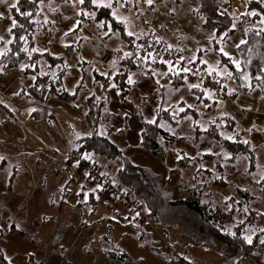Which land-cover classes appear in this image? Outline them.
Here are the masks:
<instances>
[{
	"label": "rangeland",
	"instance_id": "rangeland-1",
	"mask_svg": "<svg viewBox=\"0 0 264 264\" xmlns=\"http://www.w3.org/2000/svg\"><path fill=\"white\" fill-rule=\"evenodd\" d=\"M219 1L153 0L151 4H148L146 0H102V3L111 4V7L104 8L109 9L110 14L116 19V22L121 23L123 29L114 27L110 19H99L95 10L84 8L79 3V0H48L47 2L39 3V8L42 17L45 19H50L51 17H53L51 19L59 17L58 20L65 19V17L71 19L75 16L79 18L80 14H83L82 20L79 19L82 25L78 31H81L80 34H84V36L86 30L89 33H95L96 30L103 31L105 35L101 37L99 42L101 47L112 52L114 62L127 58L126 53L133 54L135 59H137L143 50L144 55H148L150 61L166 63V68L149 64V62H145L146 57L144 56L145 60L143 58L140 60L139 68L129 73L128 85L125 86L124 91L117 88L114 83H110L108 86V95L103 104L104 113L99 116L96 113L93 117L90 116L92 118L86 125L89 126V129L93 127L99 135L106 136L121 151L123 160H119L118 164L109 162L112 168L116 165H122L125 160L159 177L162 187H164L168 171L176 166V161L182 153L191 156L198 155L199 153L212 154L213 159L221 165L222 171L220 173H216L214 170L215 161L205 159L198 162L193 161L192 165L183 171V176L191 184L193 170L197 169L198 166L208 168L212 175L206 176L208 182L206 183L207 187L203 191L204 199H207V193L211 191L212 197L220 203L221 207L223 201L229 199L228 197L237 196L235 198L236 200L231 201L232 203H228L225 206L226 209H229L230 206L234 209L237 208V205L233 204V202H239L240 206L249 210L258 211L259 214L261 213L260 215L263 218L261 216L260 218L258 217L254 221L253 226L247 229V235L249 237L254 231L264 229V107H261L260 101L256 107L246 106L239 99L240 96H249L247 94L256 88L261 93V96H263V88L260 84H255L253 88L248 89L251 81L250 75L239 74L238 76H234L233 71L222 63L220 66L211 65L207 68L216 70L218 76L222 74V71H226L225 69L222 70L223 67L227 69L229 76L225 77V83L227 85L225 91L221 90L217 85L212 84V81L209 82L210 84L204 85L200 78L202 75L201 72L192 70V68L183 62V55L179 51V48H176V46L169 47V45H186V42L189 45L198 47L199 42L197 39L199 38L201 43L210 46V48L208 47L205 50H209V52L215 51L223 55L227 53L228 55L224 56L230 58V62H240V66H242L247 55H251L250 45L246 44L248 32L251 28L258 30L262 28L264 15L255 24L250 20L246 21L243 19L246 13L234 9L233 6L226 3L227 0H222L224 4L223 8L221 6L222 2L219 3ZM238 1L244 3L247 8L251 0ZM15 2L16 0L0 2V36L2 34L9 35V29L8 31L6 29L3 33L1 26L4 23L7 24L9 21L10 28L11 18L9 9ZM157 3L165 7L167 12L165 16L160 14L161 11L158 9L159 5ZM188 12L193 14V16H186ZM169 14H172L173 17L169 18ZM179 17L183 23L184 21L186 22L188 28H182L181 25L177 27L173 25ZM162 22H165L167 26L162 24ZM166 27L178 31L179 38H173L170 33L172 31L165 29ZM128 32H132L133 35L129 36L127 34ZM163 32L167 34V37L163 35ZM124 35L130 38L126 39ZM93 39L97 41V38ZM79 40L77 39L76 41L78 42ZM241 41L245 43H241ZM159 43H162L164 48L160 47ZM146 48L150 49L148 50ZM159 48L162 49L163 53H159ZM200 53L202 55V52ZM76 54L80 61L85 60L95 69L103 67L100 63L86 60L83 50L76 51ZM164 54H169L172 59L167 60ZM107 55L109 56L108 53ZM253 58L251 57V61ZM171 61L176 65L189 69L193 77L185 80V84L179 87H173L167 78V72L175 67V64L169 63ZM112 62L107 66L109 69L114 66ZM241 68L237 67V70H241ZM237 77L238 79L241 78V81L237 82ZM129 78H131V83L129 82ZM191 85H198V87H196L197 89H193L194 87H191ZM228 85L234 87L232 93ZM220 92L222 94H217ZM228 95H233V97L231 96L230 98ZM199 98L201 99L198 100ZM204 99H207V101ZM0 102L2 103L0 104V110L3 112V115L11 119V122L16 125L7 123L8 126H4L5 130H0V140L12 138L14 139L13 147L18 148L21 143L18 139L21 138L22 128L18 125L20 123L10 114H15L17 116L16 118H19L18 107L15 106L16 104L13 101L5 100L2 96H0ZM4 105L6 110L4 109ZM86 108L87 110L85 112H89L88 105ZM167 108H170L171 113L176 116H182L180 113L185 108H194L199 112V118L196 120L194 115L188 114L179 118L177 123H161V127L175 137V141L168 145L165 156L161 159L141 148L140 134L143 129V121H153L158 110ZM55 113H59L61 117L56 115L53 120L48 121L50 131H54L59 138L67 141L66 143L76 150L74 153H80L82 157H87L88 159L89 153L78 150V143L76 141L83 134V122L85 123V121H80L75 117H69L58 109H55ZM224 116L233 119L232 121L235 122L234 130L227 131L221 128L222 131L218 133L221 137L230 139L231 141L240 140L248 143L249 148L255 156L253 167H250V161L244 154H239L231 162L226 161L225 159L231 156V152L229 150L226 151L215 138H210L205 132H198L197 128L199 127H195L196 124V126L206 129L209 122H214ZM23 133L25 135V132ZM8 147V145L3 148L0 146V150L9 149ZM42 153V155H38L39 161L32 162L25 159L23 164L28 167L30 176L32 177L30 185L42 191L39 195V192L35 190L33 195L35 197L40 196L43 199L49 196L53 190H56L57 185L64 179L65 175L63 174V160L62 162L59 160L55 163L47 162L45 160L46 157L43 155L52 154L48 152V154L46 152ZM69 155L66 158L72 160L69 158ZM9 158L10 156L5 160L0 157V189L6 185L7 179L11 174L15 176L20 171V165L22 163ZM105 161L106 159L102 156H98L95 160L98 165L103 167L104 175H106L103 165ZM72 162L75 164V161ZM70 169L71 175L76 179L72 183H66L67 194L71 204L73 203L74 205L77 201L89 202V198L91 197L89 192L84 191L80 195V186L76 183L78 181L86 182V180L80 176L73 166ZM76 169L80 170L77 167ZM59 171H62V174L57 177L56 174ZM109 172V179L115 182L114 171ZM217 177L221 178V181L225 184L222 185L214 182V180H218ZM88 181L92 183L89 186L96 187L94 181L90 179ZM26 182H24L25 186L27 185ZM237 188L246 190L248 192L246 195L251 197L248 200H244L242 196L236 194ZM55 197V199H58L59 196L56 195ZM37 201L38 199L34 202L32 200V204L28 202L21 205L22 211H25L27 208V218L36 213L38 214L39 203ZM85 204L88 207L86 210L90 209L91 204ZM169 208L166 210L167 215L157 218V224L160 223L162 226H157L156 223L149 219L150 223L140 221L136 223V227H134V223V226L129 228V233H123L118 226L113 225L112 218H114V215L106 212L103 214L107 216L102 217L98 216L102 212H97L98 214H94V219L92 220V224L95 225L96 229L95 235L96 237L102 235L101 230L112 235L114 242L121 244L120 246L124 248L128 255L126 264H183L180 261L181 258L179 259V256L182 255L181 247L174 245V242L176 244L180 241L178 238L179 231L181 230L177 224L169 221L173 218L183 219L188 217L184 212V208ZM100 210H103V208ZM241 210L243 209H239L234 216L240 221L245 219L244 210L243 212ZM130 216L132 219L134 218L132 215ZM248 218L250 219V215ZM178 225L183 226L182 223H178ZM23 226L19 225L20 228L25 229V226ZM163 229L164 231L169 229L171 240H168L162 234ZM228 230L232 231L229 228ZM189 237L192 238L191 236ZM193 241L199 244L195 239ZM38 242L34 241L33 244L38 245ZM199 246L204 249L200 244ZM185 248L187 247L185 246ZM209 251H213L216 255L221 256L214 250ZM257 252L253 251L249 253V258L257 264H260V257L256 255ZM183 258L186 257L183 256ZM195 263L203 264L199 262ZM0 264H3L1 258Z\"/></svg>",
	"mask_w": 264,
	"mask_h": 264
},
{
	"label": "crops",
	"instance_id": "crops-1",
	"mask_svg": "<svg viewBox=\"0 0 264 264\" xmlns=\"http://www.w3.org/2000/svg\"><path fill=\"white\" fill-rule=\"evenodd\" d=\"M221 2L223 8V1L220 0L219 3ZM226 3H229L230 6H233L236 10L243 11L244 13L247 12L244 3L238 0H227ZM157 4L159 5L158 9L161 11L160 14L165 16L167 13L165 7L160 3ZM186 16H193V14L188 12ZM170 17H173V15L169 14V18ZM51 18H43L42 26L34 36L35 49L39 53L47 52L54 56L64 57L68 66V72L62 79L63 88L69 93L74 92L77 87L80 89L75 101L68 103L49 97L47 86H42L38 89L34 88V76L22 75V70L26 66L25 61L21 62L17 67L7 69L3 73L0 72V96L16 104L15 106L18 107L19 110V118H16L17 116L15 114H10L21 124L17 123L22 128L20 134L21 138L18 139L21 143L18 148L13 147L14 139L12 138L0 140L1 148L7 145L9 146V149L0 150V157L6 160L10 156L9 159H14V161L22 163L20 165V171L17 172L15 176L11 174L7 179L6 185L4 187L1 186L3 188L0 189L1 260L3 264H111L110 260L107 258L106 252L114 248L125 250L120 246L121 244L114 242L112 235L105 233L103 230H101L102 235L99 234L100 236L96 237L95 225L92 224L94 214L102 212L98 214V216L106 217L107 215L103 213L107 212L114 215V218H112L113 225L118 226L123 233H129V228L132 227L129 224L131 223L130 220H132L130 213L125 208L116 210L102 206L99 207L96 203L94 204L91 201V198H89V202L77 201L74 205L73 203L71 204L67 194L66 183L76 181L75 177L70 173V168L72 166L80 176L86 180V182H76L78 186H80V195H82L84 191H88L91 196H94L97 183L95 182L96 187L89 186L91 181L89 182L86 177L82 176L81 171L76 169V165L72 160L66 158L67 155L73 154L76 150L70 147L66 143L67 141L59 138L54 131H50L48 121L53 120L56 115L60 116L59 113H55V109L60 110L69 117H75L80 121H85V123L83 122V134L76 140L78 143L77 149L79 150V139L90 132L89 126L86 124L89 123L90 119L93 117H90L91 114L93 112L96 114L104 113L103 104L101 106L100 104L105 100L107 94L104 89L102 75H113L111 71L103 68L104 65L101 63L100 58L103 54L108 53V63L111 64L113 56L112 52L101 47L99 42L101 37L105 35L103 31L96 30L95 33H89V31L86 30L85 36L84 34H80L81 31L78 30L82 25L81 21H79L81 15L79 18L75 16L71 19L68 17L60 20H58L59 17L54 19ZM162 24L167 26L165 22H162ZM173 25L175 27L181 25L182 28H188L186 22L184 21L183 23L180 17ZM6 29L8 31L9 21L7 24L4 23L3 26H1V31L3 33ZM165 29L172 31L170 33L173 38H179L177 34L179 33L178 31L167 27ZM2 35L0 36V38H2L0 41L4 42L5 45L11 41L10 33L8 36L6 34ZM163 35L167 37V34L164 33ZM93 38H97V41ZM77 39L80 40L77 42ZM197 41L199 42L198 47L189 45L187 42L186 45L169 46H176V48H179V51H181L183 55V62L186 64L194 60L199 52H202L200 58L201 64L204 65L208 72H214L216 74V70H211L207 67L211 65L220 66L221 59L219 54L215 51L209 52V50H205L208 47L210 48V46L201 43L199 38ZM4 49L5 46L1 48V51ZM250 49L251 55L248 54L243 61L244 66H248L251 57H254L256 54L257 47L255 44ZM79 50H83L86 60L100 63L103 67L95 69L85 60L80 61L76 54V51ZM112 63L114 65L113 67H115L124 62L120 59ZM238 64V68H241L240 62ZM233 65L237 69V64L233 63ZM223 69L226 71H222L220 77L225 79L226 76H229V73L226 68L223 67L222 70ZM94 71L99 73L98 76H95ZM228 86H230V91L232 93L234 87L231 85ZM223 91H225V89ZM247 95L249 96L245 97L239 95V100L244 103L243 105L256 107L260 101L261 107H264V95L261 96L257 88ZM228 96L230 98L231 96L233 97V95ZM0 104L2 103L0 102ZM87 105L89 106V112H85L87 110ZM7 123L13 124L11 119L3 115V112L0 110V130H5L4 126L7 127ZM13 125L16 126L15 124ZM23 132H25V135ZM50 132L51 136L49 135ZM42 152L52 154L43 155L46 157L45 160L47 162L55 163L59 160L62 162L63 160V174L65 175L64 179L57 185L56 190H53L49 196L43 199L40 198V196L35 197V195H33L35 190L39 192V195L42 191L30 185L32 177L30 176L28 167L23 164L25 159L32 162L39 161L38 155H42ZM97 157L98 156L91 153L88 155V159L93 162H95ZM103 165L105 168L104 171H106L108 177L110 176L109 171H114L115 173L119 166L116 165L112 168V165L109 164L107 160ZM61 174L62 171H59L56 175L58 177ZM24 182L27 183L26 186ZM237 189L246 192V190L241 188ZM56 195L59 196L58 199H55ZM36 199H38L37 203H39V207H41L40 209L38 207L37 210L40 213L38 212V214L36 213L28 217L30 218L28 220L27 208L25 211H22L21 205L28 202L32 204V200L34 202ZM85 203L91 204L90 209L86 210L88 207ZM102 208L103 210H100ZM18 224L24 225L25 229L20 228ZM11 226L14 227L16 232L10 231ZM27 226L28 228H26ZM177 226L181 230L179 231L178 238L180 241L176 244L174 242V245H176V247H181L182 255L179 256L181 262H188L190 264H196L195 262L203 264H238L242 260L241 255L226 258L216 255L213 251L200 248L199 244L185 234L183 226L181 227L178 224ZM162 234H164L168 240L171 238L169 229H167V231L163 229ZM34 241H39L38 245L33 244ZM185 246L187 248H185ZM183 256L186 258H183Z\"/></svg>",
	"mask_w": 264,
	"mask_h": 264
},
{
	"label": "trees",
	"instance_id": "trees-1",
	"mask_svg": "<svg viewBox=\"0 0 264 264\" xmlns=\"http://www.w3.org/2000/svg\"><path fill=\"white\" fill-rule=\"evenodd\" d=\"M47 1L48 0H16L14 3L16 4V8L10 7L11 26L9 29H11V31H9V33L11 35V43L5 45L4 42L0 41V72L3 73L7 69L17 67L21 62L25 61L26 66L22 70V75L34 76V88L38 89L42 86H47L49 97L72 103L77 98L80 88L77 87L72 93L67 92L63 88L62 79L68 72V66L64 57L54 56L47 52L39 53L33 51V49H35L34 36L38 33L43 23L39 3ZM82 6L88 10H95L99 19H110L114 27L123 29L121 23L118 21L116 22V19L110 14L109 9L93 5L90 0H85ZM25 13H30L31 15H25ZM252 13H255V15H252ZM80 15L82 18L83 14ZM262 15H264V0H251L247 6V12L243 16V19L246 21L250 20L252 23H257ZM13 20L16 21L15 27H13ZM124 38L128 39L130 37L124 35ZM246 44L250 45V48L254 44L257 47L256 54L248 66L242 64L241 70L238 71L228 57L219 54L221 63L227 65L228 68L233 71L234 76L249 74L251 77V84L249 83L250 86L248 89L253 88L255 84H260L264 91V23L260 30L255 28L249 30ZM3 46H5V49L1 51ZM159 46L164 48L162 43H159ZM146 49L149 50L150 48ZM144 56L143 50L140 52V56L137 59H135L133 54L127 56V58L123 59L125 63L123 69L110 76L102 75L104 89L107 95L110 83H114L116 87L122 89V91L125 90V86L128 85L129 73L139 68L140 60L142 58L144 59ZM145 57L146 63L149 62V64L161 66L162 68L167 67L165 62L159 63L158 61H150L148 55ZM200 58L201 53L199 52L194 60L187 63V66L194 71L201 72L202 75L200 78L204 85L212 81V84L224 90L227 86L225 83L226 80L216 75L214 72H208L204 65L201 64ZM169 63L175 64L173 61ZM174 66L173 69L167 72V78L173 87H179L185 84V80L193 77L191 71H183V69L186 68L176 64ZM104 67L110 71L106 66ZM94 74L98 76L99 73L94 71ZM236 79L237 82L241 81V78L238 79L237 77ZM193 89L197 88L194 87ZM204 100L207 101V99ZM104 103L105 100L100 106ZM170 110V108L160 109L157 111L153 121L142 122L143 129L140 134L141 148L161 159L164 158L168 145L175 141V137L165 131L161 127V123L171 122L174 124L177 123L179 118L188 114L194 115L196 120L199 118V112L194 108H185L180 113L182 116L173 115ZM94 114L93 112L91 116ZM99 115L100 114H97V116ZM232 120L231 117L224 116L214 122H209L206 129H202L200 126H196V124L195 127H199L197 128L198 132H205L210 138H215L226 151L229 150L231 152V156L225 159L226 161L231 162L235 160L239 154H244L250 161V167H253L255 156L249 148L248 143L240 140L231 141L230 139L221 137L218 133L222 131V129L227 131L234 130L235 122ZM79 142L80 151H86L95 156H102L107 161L115 164H118L119 160H123L121 151L106 136L99 135L96 130H94L93 133L82 136ZM205 159H212L215 161L214 170L216 173L222 171L221 165L213 159L212 154L199 153L198 155L191 156L182 153L176 161V166L168 171L164 187L161 186L159 177L125 160L123 164L119 165L116 169V180L114 183L123 186L141 199L144 206L149 211V218L152 222L156 223L157 226L161 225L160 223L157 224V218L167 215L166 210L170 209L169 207L184 208V212L188 218H173L169 222L174 224L182 223L185 233L195 239L205 250H214L226 258L241 255L242 260L238 264H255L256 262L249 258V253L259 251L256 255L260 257V264H264V243H261V241L264 240V229L256 230L250 235L252 238L251 244L245 240V237H248L247 229L253 226L254 221L261 216V213L259 214L258 211L244 208L240 206L239 202H233V204L237 205V208L234 209L230 206L229 209H226L225 206L228 205V203H232L231 201L236 200L235 198L237 196H232L223 201L221 207L220 203L212 197L211 191L207 193V199H204L203 191L207 187L206 183L208 182L206 176L212 175L208 168L198 166L197 169L193 170L191 184L184 178L183 171L190 167L193 161L198 162ZM203 175L205 176L202 177ZM87 179L89 180V178ZM217 179L218 180H214V182L222 185L225 184L221 181V178L217 177ZM236 194L242 196L244 200H248L251 197L246 195L248 192H243L240 189H236ZM90 198L94 204L97 202L96 193L95 198H93V196ZM102 207L111 208L109 206ZM239 209L244 210L245 219L242 221L234 217ZM243 210L241 211L243 212ZM249 215L250 219L248 218ZM261 217L263 218V216ZM140 221L141 220L138 218H133L129 224L133 227L135 223L134 227H136V223ZM228 228L232 229V231H229ZM10 231L16 232L13 226H11ZM106 255L111 264H126L128 259V255L125 251L116 248L107 251ZM0 258H2L1 253ZM183 263L190 264L188 262Z\"/></svg>",
	"mask_w": 264,
	"mask_h": 264
},
{
	"label": "built area",
	"instance_id": "built-area-1",
	"mask_svg": "<svg viewBox=\"0 0 264 264\" xmlns=\"http://www.w3.org/2000/svg\"><path fill=\"white\" fill-rule=\"evenodd\" d=\"M159 53H163L161 48H159ZM164 56L167 60L172 59L169 54H164ZM100 61L106 67L109 65V56L107 53L101 56ZM124 67L125 64L122 63L118 66L110 67V71L115 74ZM90 132H94L93 127L90 129ZM69 158L75 161V165L77 168H80L82 176L97 183V206H109L116 210L125 208L134 218L150 223V218L148 216L149 211L144 206L142 200L123 186L112 182L109 177L104 175L103 167L101 165L82 157L80 153L71 154L69 155Z\"/></svg>",
	"mask_w": 264,
	"mask_h": 264
},
{
	"label": "snow or ice",
	"instance_id": "snow-or-ice-1",
	"mask_svg": "<svg viewBox=\"0 0 264 264\" xmlns=\"http://www.w3.org/2000/svg\"><path fill=\"white\" fill-rule=\"evenodd\" d=\"M0 2H5V0H0ZM84 2H85V0H79V3H81V4H83ZM146 2L148 4H151L153 2V0H146ZM91 3L96 4L97 6H100V7H111V4L102 3V0H91ZM11 7L16 8V4H12ZM25 15H31V14L30 13H25ZM252 15H255V13H252ZM262 22H264V21H262ZM15 26H16V21L13 20V27H15ZM9 31H11V29H9ZM127 34L129 36H132L133 35L132 32H128ZM137 38H139V37H137ZM0 39H2V38H0ZM9 43H11V41H9ZM241 43H245V42L244 41H241ZM169 47H171V46H169ZM33 51H36V49H33ZM221 51H223V49H221ZM125 55L126 56H131L132 54L131 53H126ZM224 55H228V54L227 53H224ZM233 63H236L237 64V67H239L238 62L233 61ZM183 71L187 72V71H189V69H183ZM129 82L130 83L132 82L131 81V78H129ZM191 87H198V85H191ZM85 158L87 159V157H85ZM245 240L249 244L252 243V238L250 236L249 237H245ZM261 243H264V240H262Z\"/></svg>",
	"mask_w": 264,
	"mask_h": 264
}]
</instances>
